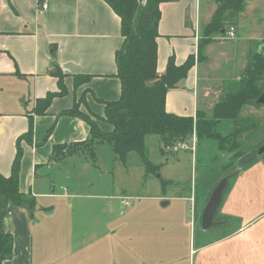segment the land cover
<instances>
[{"label":"crops","instance_id":"crops-1","mask_svg":"<svg viewBox=\"0 0 264 264\" xmlns=\"http://www.w3.org/2000/svg\"><path fill=\"white\" fill-rule=\"evenodd\" d=\"M43 1L0 0L2 175L9 176L11 173L17 138L28 130V116L32 114L36 99L44 97L49 91L58 90L56 75L59 73L64 74L67 89L64 95L51 100L45 114L33 115L34 144L20 140L22 157L18 187L26 200L18 205L9 203L0 212V233H9L13 238L11 256L0 264H37L38 260L33 263L31 243L36 168L52 161L50 158L56 144L80 143L89 136V125L83 118L56 115L72 107L83 95L79 110L86 109L103 117L104 104L96 98L114 101L120 98L122 92L116 57L123 44L118 14L104 0H45V8L40 12L38 7ZM217 1L170 0L159 5L156 38L158 72L165 69L170 56L174 57L176 64L184 62L190 54L195 57L194 66L184 84L167 91L165 108L168 112L195 118L197 111L201 110L202 98L209 95L211 84L205 68L214 57H221L232 64V77L238 79L250 63L251 56L259 49L262 52L264 0H246L236 23L228 27L234 28V37L225 35L209 42L204 48V59H197L198 42L216 10ZM245 20L253 23L250 33L246 32ZM202 65H206L205 68ZM75 75L91 77L74 85ZM232 77L225 79L232 81ZM53 124L49 136L44 139ZM97 124L103 131L112 129L105 121L97 119ZM63 190L67 192L68 188ZM37 209L41 208L38 206ZM252 222L249 220L242 224V235H237L241 241L223 239L222 236L219 237L222 239L205 241V236L200 237L194 249L198 256L191 259V264H264L261 241L258 242L260 251L252 256V245H256L249 239ZM215 223L218 227L224 225L222 222ZM199 227L202 231L207 230L202 229L201 218Z\"/></svg>","mask_w":264,"mask_h":264},{"label":"rangeland","instance_id":"rangeland-1","mask_svg":"<svg viewBox=\"0 0 264 264\" xmlns=\"http://www.w3.org/2000/svg\"><path fill=\"white\" fill-rule=\"evenodd\" d=\"M252 27L245 20L247 33ZM205 70L211 85L199 106L209 117L217 102L242 88L243 73L232 77L234 66L221 57H214ZM261 95L264 92L258 98ZM83 98L77 110L97 123L86 109L79 110ZM258 98L244 105L234 120L217 125L221 143L195 139L192 148L163 152L157 136H148V158L157 170L147 175L138 157L130 156L122 165L106 142H94L92 156L84 147H71L64 156L38 165L31 220L33 263L191 264L200 237L241 241L237 235L249 220L254 256L260 251L258 242L264 248V153L246 167L238 160L264 145V104L256 103ZM236 170L239 174L229 179L214 218L224 225L202 231L200 216L212 190ZM164 201L168 204L162 205Z\"/></svg>","mask_w":264,"mask_h":264},{"label":"trees","instance_id":"trees-1","mask_svg":"<svg viewBox=\"0 0 264 264\" xmlns=\"http://www.w3.org/2000/svg\"><path fill=\"white\" fill-rule=\"evenodd\" d=\"M104 1L118 14L121 21L123 44L117 51L116 57L117 76L121 80L122 92L120 98L114 101L96 98L104 104L103 117L90 113L95 119L109 123L112 129L109 132L103 131L87 114L77 110L76 102L72 107L60 111L56 116L75 115L83 118L89 125V136L80 143L56 144L52 156L60 158L68 153L71 147L86 148V146V151L92 156L91 150L94 142H106L110 145L116 160L122 165H127L130 156L138 157L139 165L144 168L147 175L157 170L156 165L148 158L146 148L148 136H157V143L163 152L167 150V146L175 145L178 142H191L193 134L197 141L202 138H215L221 143L220 136L215 131L217 125L223 120H234L244 105L251 104L258 98V94L264 92V79H262L264 78L262 76L264 74L263 41L262 52L254 53L251 62L243 72L242 88L237 93L217 102L209 117L200 109L195 118L191 115L168 112L165 108L167 91L180 86L181 81L186 79L195 62L194 54L188 55L185 61L180 64H176L174 57L170 56L165 69L162 72L157 70L156 38L158 37L160 19L159 5L161 2L170 0ZM245 1H217L216 10L205 26L198 42V60L204 59V48L209 42L225 36L228 27L236 23ZM223 31L224 33H222ZM63 75L61 73L56 75L58 90L49 91L44 97L36 99L32 114L28 116V130L23 136L17 138L11 173L9 176L0 173V212L9 203L18 205L26 200L18 187V173L22 157L20 140L25 139L28 144H34L32 140L33 115L45 114L51 100L66 93ZM80 77L84 78L80 80ZM90 77L91 75H75L74 85ZM53 126L54 124L48 129L44 139H47ZM38 145L35 144V146ZM12 245V235L0 233V263L11 256Z\"/></svg>","mask_w":264,"mask_h":264},{"label":"water","instance_id":"water-1","mask_svg":"<svg viewBox=\"0 0 264 264\" xmlns=\"http://www.w3.org/2000/svg\"><path fill=\"white\" fill-rule=\"evenodd\" d=\"M224 33V31L222 32ZM260 49L258 50V53H260ZM181 84H184V80L181 81ZM257 103H263L264 104V96L261 95L258 100ZM264 153V145L258 147L255 151H250L247 152L245 154H243L242 156H240L239 158V164L240 165H248L250 163H252L253 161H255L257 159V157L261 156ZM239 173V170L234 171L233 173L221 178L219 180V182L217 183V185L214 187V189L212 190L208 201L206 202L203 211L201 213V227L202 229L206 230L211 228L212 226H214L216 223L214 222V215L216 210L218 209L221 200H222V196H223V192L226 189L227 185H228V181L232 176H235ZM157 177H159V175H157ZM168 202L164 201L162 202V205H166Z\"/></svg>","mask_w":264,"mask_h":264},{"label":"built area","instance_id":"built-area-1","mask_svg":"<svg viewBox=\"0 0 264 264\" xmlns=\"http://www.w3.org/2000/svg\"><path fill=\"white\" fill-rule=\"evenodd\" d=\"M45 1V0H44ZM41 2L39 7H38V10L41 12L44 8H45V2ZM226 37L228 38H233L234 37V28L231 26L227 32L225 33ZM192 144H195V134H193L192 136V140L191 142H188V141H182V142H178L176 143L175 145H171V146H167L166 149L170 150H175V151H178L179 149H184V148H192L191 145Z\"/></svg>","mask_w":264,"mask_h":264}]
</instances>
